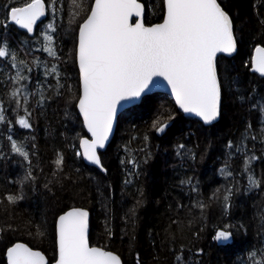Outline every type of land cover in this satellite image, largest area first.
I'll use <instances>...</instances> for the list:
<instances>
[{
  "label": "snow or ice",
  "instance_id": "snow-or-ice-1",
  "mask_svg": "<svg viewBox=\"0 0 264 264\" xmlns=\"http://www.w3.org/2000/svg\"><path fill=\"white\" fill-rule=\"evenodd\" d=\"M3 11L4 16L0 18V29L4 32V38L0 39V85L5 91L0 97V126H7L3 135L9 142L10 153L5 154L0 145V159L19 157L24 168L23 175L15 181L19 192L5 197L9 204L24 199L26 186L35 191L38 180L34 174L38 164L34 165L31 159L36 155L35 137H31L30 150L28 138L19 141L14 138L16 125L32 130L33 112L39 109L43 114L46 105L54 99H63L65 115L72 116L81 124V130H86L83 135L76 133L69 147L82 164L86 162L107 175L109 170L100 150L106 149L114 127L119 125L121 116L118 113L142 98L146 100L147 94L154 89H165L174 98V106H161L151 124L157 134H164L177 116L183 118L181 114L196 118L194 123L201 129L214 126L222 116L225 87L242 105L248 102L251 111L260 113L259 132H254L249 122L237 141L227 142L228 159L219 173L225 180L231 179L215 189L209 200L220 203L227 214L232 206L233 189L240 191L236 175L246 176V191L264 185V175L257 177L253 169V163L264 158L255 153L257 141L264 148V98L256 99L255 89L247 97L243 95L238 79L230 77L225 66L227 59H234L239 51L236 23L226 0H12L3 4ZM149 14L157 16V20L149 21ZM259 23L264 26V19ZM13 28L21 30L24 37L15 46L7 38ZM60 36H68L72 41V48L65 56L59 54L63 48H57ZM36 53H46L47 59H41ZM69 62L72 76L61 68V64L67 66ZM245 67L264 82V46L254 47ZM33 74L37 76L34 88ZM143 141L145 147L137 150L145 153L143 163H147L151 155L146 147L147 134ZM249 141L253 142L252 148L248 146ZM123 147L125 153H129L128 144ZM176 148L177 156L196 160V151L186 144L178 143ZM236 155L242 156L243 161L240 172L234 174L229 161ZM203 158L201 153L200 159ZM51 164L53 179L43 185L49 192L52 183L63 187L67 182L72 186L83 178L80 167L75 169L76 177L64 172L65 157L61 151L56 152ZM120 164H130L136 170L140 167L135 157L121 159ZM138 174V171H129L124 185L131 183L128 177ZM180 183L190 185V192L197 193V197L188 208L191 218L187 223L173 219L171 223L176 229L169 226L165 230L170 251L177 234H182L186 228L191 231L193 223L204 218L208 206L191 177ZM96 184L97 192L103 197L98 179ZM140 192L143 195L142 190ZM140 203L137 200V205ZM183 207L178 204L177 211ZM195 209L200 210L198 217L191 215ZM135 215L134 206L126 214L125 224L131 221L134 225ZM232 227L228 224L217 229L212 239L217 243L231 242ZM260 227L264 230V214L260 215ZM203 230L202 226L193 236L199 238ZM106 231L111 237L107 226ZM48 235L46 222L36 226L35 238L44 239ZM51 235L54 246L51 261L28 243L14 242L6 246V264H123L120 255L90 242L89 212L84 208L67 207L58 212ZM185 248L186 245H180L175 264H191V258L185 259L183 255ZM202 251L198 249L196 255ZM137 264H140L139 257ZM247 264H264V248L250 251Z\"/></svg>",
  "mask_w": 264,
  "mask_h": 264
},
{
  "label": "trees",
  "instance_id": "trees-1",
  "mask_svg": "<svg viewBox=\"0 0 264 264\" xmlns=\"http://www.w3.org/2000/svg\"><path fill=\"white\" fill-rule=\"evenodd\" d=\"M11 2L12 0H0V18L4 16L3 4ZM226 2L236 23L239 51L234 59H227L225 66L230 77L238 79L243 95L247 97L255 89L256 99L264 98V82L245 67L254 47L257 44L264 46V26L259 23L260 19H264V0ZM148 20L155 22L157 16L149 14ZM3 38L4 32L0 29V39ZM7 38L14 46L18 40L24 39L22 32L15 28ZM56 43L58 50L63 48L59 52L61 56H65L72 48V41L68 36L58 37ZM36 55L47 59L46 53ZM61 68L67 75H73L71 62L67 66L61 64ZM36 79V74H33V88ZM49 81L55 84L51 78ZM4 91V86L0 85V97ZM147 97L139 105L120 114L119 125L116 126L113 138L102 157L109 170L107 175L82 164L74 150L69 147L76 133L83 135L84 131L72 116L65 115L63 99H54L46 105L43 114L39 109L34 111L31 119L32 130L20 129L18 125L14 127V138L18 141L28 138L30 150L31 137H35L36 155L31 159L34 165L38 164L34 173L38 180L35 191L26 186L24 199L16 204H9L5 197L19 192V185L15 181L23 175L24 168L19 157L0 159V264H5L6 246L17 241L42 250L51 261L54 255L51 235L53 221L56 214L67 207H84L89 211L90 242L117 252L123 264H137V257L140 264H175V255L181 244L186 245L183 255L185 259L191 258V264H247L250 251L264 248V230L260 227V215L264 214V185L260 189L246 191V176L236 175L240 191L233 189L232 206L227 214L220 203L209 200L215 189L228 184L231 179L225 180L219 173V169L228 159V150L225 147L227 142L237 141L249 122L253 125V131L258 133L261 126L260 113L251 111L248 102L242 105L225 87L222 91V116L214 126L201 129L199 124L194 123L195 120L177 116L176 120L170 122L164 134L156 136L151 128L153 120L161 106L171 108L174 103L162 94ZM6 128V125L0 126V145L2 151L9 154V142L3 135ZM145 134L149 136L146 147L151 154L147 163H143L145 153L137 150L145 147ZM76 143L78 145V141ZM178 143L194 149L197 153L196 160L177 156ZM125 144H128L129 153L124 151ZM248 146L252 148L253 142L249 141ZM57 151L64 154V172L76 177L75 169L80 167L83 178L72 186L67 182L63 187L52 183L49 185L52 191L49 192L43 185L53 179L51 161L55 159ZM201 153L204 154L202 160ZM255 153L264 157V148L259 141L255 143ZM132 157L140 163L138 170L132 169L130 164H120L121 159ZM242 161L243 157L240 155L229 161L234 174L240 172ZM41 168L42 172L39 170ZM253 169L257 177L264 175V158L256 160ZM129 171H138L139 174L128 177L131 183L125 186L123 182ZM188 177L192 178L193 185L198 186L199 195L208 206L204 210V218L197 219L191 231L186 228L182 234H177L172 244L173 250L170 251L165 230L169 226L172 230L176 229V225L171 223L173 219L187 223L191 218L188 208L197 197V193L190 192V185L180 183ZM97 179L101 183L103 197L97 192ZM137 200L141 201L139 205ZM178 204L184 205L179 212ZM134 206V225L131 221L125 224L126 214ZM199 214L200 210L195 209L191 215L198 217ZM42 222H46L49 235L44 239L35 238L36 226ZM228 224L233 225L230 229L233 239L231 243L222 246L212 237L217 229ZM241 224L244 225L243 228L239 227ZM106 226L112 233L111 237ZM202 226L204 230L200 232L199 238L194 237L193 232L199 231ZM198 249L203 251L196 255Z\"/></svg>",
  "mask_w": 264,
  "mask_h": 264
},
{
  "label": "water",
  "instance_id": "water-1",
  "mask_svg": "<svg viewBox=\"0 0 264 264\" xmlns=\"http://www.w3.org/2000/svg\"><path fill=\"white\" fill-rule=\"evenodd\" d=\"M19 31H21V30H19ZM22 32V31H21ZM253 52H254V50H253ZM253 54V53H252ZM235 55V54H234ZM256 75H258V74H256ZM158 93H161V94H164V95H166V96H168L172 101H173V103H174V98L173 97H171V95H170V92L169 91H167V90H165V89H154L152 92H150V93H148L147 94V96H150V95H153V94H158ZM143 99V98H142ZM142 99H141V101H142ZM141 101H137L135 104H132V105H128V106H126V108H124V109H121V112L120 113H118V115H120L121 113H123L124 111H126V110H128V109H130V108H132V107H135V106H137V105H139L140 103H141ZM183 117H185V118H190V119H193V120H196V118H194V117H191V116H187V115H183V114H181ZM219 121V120H218ZM217 123V122H216ZM206 127H208V126H206ZM115 129H116V127H114V132H113V134H112V136H110V139H109V143L111 142V140H112V138H113V135H114V133H115ZM84 131H86V130H84ZM157 135H161V134H157ZM109 145V144H108ZM108 145H106V149H107V147H108ZM106 149L105 150H100L102 153H104L105 151H106ZM84 163V165L85 166H87V167H92V168H94V166H91V165H87V163L86 162H83ZM96 170H98V169H96ZM99 171V170H98ZM101 173V172H100ZM102 174H104V173H102ZM81 208H84V207H81ZM84 209H86V208H84ZM87 210V209H86ZM88 211V210H87ZM89 212V211H88ZM89 220H90V213H89ZM89 235H90V225H89ZM17 242H22V241H17ZM224 244H228V243H224ZM11 246V245H10ZM35 249V248H34ZM35 250H38V249H35ZM41 251V250H40ZM5 253H6V251H5ZM46 256V255H45ZM47 257V256H46ZM5 264H6V254H5Z\"/></svg>",
  "mask_w": 264,
  "mask_h": 264
},
{
  "label": "rangeland",
  "instance_id": "rangeland-1",
  "mask_svg": "<svg viewBox=\"0 0 264 264\" xmlns=\"http://www.w3.org/2000/svg\"><path fill=\"white\" fill-rule=\"evenodd\" d=\"M240 27V26H239ZM158 94H161V93H158ZM162 95H164V94H162ZM166 96V95H165ZM168 97V96H167ZM216 124V123H215ZM208 127H211V126H208ZM156 136H160V135H157V133L155 134ZM162 135V134H161ZM229 243H231V242H229ZM38 250H40V249H38ZM42 251V250H41ZM113 251V250H112ZM43 252V251H42ZM113 252H115V251H113ZM116 254H117V252H115Z\"/></svg>",
  "mask_w": 264,
  "mask_h": 264
},
{
  "label": "flooded vegetation",
  "instance_id": "flooded-vegetation-1",
  "mask_svg": "<svg viewBox=\"0 0 264 264\" xmlns=\"http://www.w3.org/2000/svg\"><path fill=\"white\" fill-rule=\"evenodd\" d=\"M222 246H225L223 243H220ZM229 244V243H228ZM227 245V244H226Z\"/></svg>",
  "mask_w": 264,
  "mask_h": 264
}]
</instances>
